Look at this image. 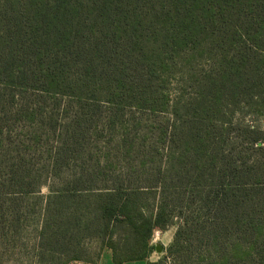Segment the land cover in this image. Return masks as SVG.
I'll use <instances>...</instances> for the list:
<instances>
[{
  "label": "trees",
  "instance_id": "1",
  "mask_svg": "<svg viewBox=\"0 0 264 264\" xmlns=\"http://www.w3.org/2000/svg\"><path fill=\"white\" fill-rule=\"evenodd\" d=\"M261 118L264 0H0V238L264 264Z\"/></svg>",
  "mask_w": 264,
  "mask_h": 264
},
{
  "label": "rangeland",
  "instance_id": "2",
  "mask_svg": "<svg viewBox=\"0 0 264 264\" xmlns=\"http://www.w3.org/2000/svg\"><path fill=\"white\" fill-rule=\"evenodd\" d=\"M258 125L261 128H264V118L259 120ZM45 190L42 189L41 194H45ZM175 232V226H171L164 231L154 230L151 236L150 241V251L145 260V262H149V264H170V260L167 255V248L170 245L173 235ZM33 235V234H32ZM31 235V236H32ZM30 237H25L22 242L27 245L24 248V245L9 243V245L1 240L0 238V264H36L33 258V252L29 248L31 244ZM155 244H159L161 246V251L155 252ZM89 260L86 262H74L70 264H100L99 263V254H98V244L93 242L88 246ZM101 254V252H100ZM145 262H135L129 264H145ZM101 264H112L110 253L108 251H103Z\"/></svg>",
  "mask_w": 264,
  "mask_h": 264
},
{
  "label": "water",
  "instance_id": "3",
  "mask_svg": "<svg viewBox=\"0 0 264 264\" xmlns=\"http://www.w3.org/2000/svg\"><path fill=\"white\" fill-rule=\"evenodd\" d=\"M161 251V246L159 244H155V252H160Z\"/></svg>",
  "mask_w": 264,
  "mask_h": 264
},
{
  "label": "crops",
  "instance_id": "4",
  "mask_svg": "<svg viewBox=\"0 0 264 264\" xmlns=\"http://www.w3.org/2000/svg\"><path fill=\"white\" fill-rule=\"evenodd\" d=\"M102 259V258H101ZM101 259H100V261H99V263L101 264Z\"/></svg>",
  "mask_w": 264,
  "mask_h": 264
}]
</instances>
